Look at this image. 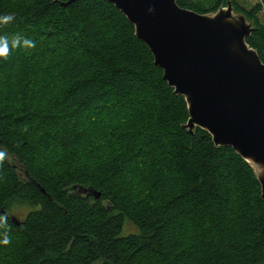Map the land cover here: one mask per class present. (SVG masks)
Returning <instances> with one entry per match:
<instances>
[{
    "label": "trees",
    "instance_id": "trees-1",
    "mask_svg": "<svg viewBox=\"0 0 264 264\" xmlns=\"http://www.w3.org/2000/svg\"><path fill=\"white\" fill-rule=\"evenodd\" d=\"M70 1L0 0L14 16L0 36L35 41L0 57V240H11L0 264H264L255 169L185 127V97L114 4ZM177 2L198 13L231 2L264 62V0ZM126 217L139 234L122 235Z\"/></svg>",
    "mask_w": 264,
    "mask_h": 264
},
{
    "label": "water",
    "instance_id": "water-1",
    "mask_svg": "<svg viewBox=\"0 0 264 264\" xmlns=\"http://www.w3.org/2000/svg\"><path fill=\"white\" fill-rule=\"evenodd\" d=\"M106 1L135 26L164 79L185 97L190 114L185 127L191 133L201 127L216 146L233 147L255 169L264 199V62L246 41L253 23L242 13L236 17L231 2L207 14L177 0ZM73 189L96 200L102 195L92 186Z\"/></svg>",
    "mask_w": 264,
    "mask_h": 264
},
{
    "label": "clouds",
    "instance_id": "clouds-1",
    "mask_svg": "<svg viewBox=\"0 0 264 264\" xmlns=\"http://www.w3.org/2000/svg\"><path fill=\"white\" fill-rule=\"evenodd\" d=\"M14 19V16L11 14H5L0 16V24H8L11 23ZM19 47L24 48H34L35 41L30 38L22 37L19 34H14L11 39L7 36H0V57L7 59L8 55L10 54L12 49H16ZM2 159V156H0ZM7 216H0V227H7L6 224ZM11 242L7 232L4 233V238L0 240L2 244H9Z\"/></svg>",
    "mask_w": 264,
    "mask_h": 264
},
{
    "label": "rangeland",
    "instance_id": "rangeland-1",
    "mask_svg": "<svg viewBox=\"0 0 264 264\" xmlns=\"http://www.w3.org/2000/svg\"><path fill=\"white\" fill-rule=\"evenodd\" d=\"M198 2H200L202 5H204L206 8H209V7H211L214 3L213 2H215V0H198ZM259 2H261V0H247V3H246V5L248 6V7H252V6H254V5H256L257 3H259ZM228 5L226 4L225 6L224 5H222L221 7H227ZM220 7V8H221ZM219 9V8H218ZM218 9L216 10V11H218ZM216 11L215 12H208L207 14H212V13H216ZM263 13H264V11H263ZM262 13V14H263ZM239 14H241V13H239V12H236L235 10H234V15L237 17V16H239ZM261 18V17H260ZM248 22H251V21H249L248 20ZM251 23H253V22H251ZM254 26V25H253ZM10 55V54H9ZM8 59V58H7ZM4 60H6V59H4ZM107 205H108V203H107ZM17 211H21L22 213H23V215L25 216L26 215V213L28 212V210L27 209H25L24 210V207H20ZM11 213H12V211H11ZM15 215H17V214H15ZM140 233V229L129 219V218H125V221H124V227H123V231H122V235H129V234H139Z\"/></svg>",
    "mask_w": 264,
    "mask_h": 264
},
{
    "label": "flooded vegetation",
    "instance_id": "flooded-vegetation-1",
    "mask_svg": "<svg viewBox=\"0 0 264 264\" xmlns=\"http://www.w3.org/2000/svg\"><path fill=\"white\" fill-rule=\"evenodd\" d=\"M22 170V169H21ZM20 171V170H19ZM23 171V170H22ZM22 171H20L21 173H23ZM27 214V213H26ZM8 215L11 217V219H12V217H16V218H18V219H20V221H23L24 219H22V217L21 216H19V215H15L14 213H11V212H8ZM26 217V216H25Z\"/></svg>",
    "mask_w": 264,
    "mask_h": 264
},
{
    "label": "bare ground",
    "instance_id": "bare-ground-1",
    "mask_svg": "<svg viewBox=\"0 0 264 264\" xmlns=\"http://www.w3.org/2000/svg\"><path fill=\"white\" fill-rule=\"evenodd\" d=\"M256 168H257V170L260 171V172L263 171V169H262L261 167H259L258 165H256Z\"/></svg>",
    "mask_w": 264,
    "mask_h": 264
}]
</instances>
